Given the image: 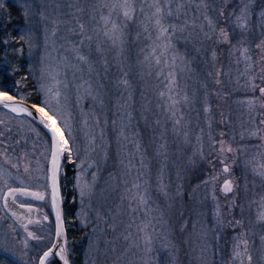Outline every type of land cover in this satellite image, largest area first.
Masks as SVG:
<instances>
[{"label": "rangeland", "instance_id": "obj_1", "mask_svg": "<svg viewBox=\"0 0 264 264\" xmlns=\"http://www.w3.org/2000/svg\"><path fill=\"white\" fill-rule=\"evenodd\" d=\"M8 2L20 14L25 3L33 8L29 16L23 15L26 25L18 29L22 40L14 37L12 45L8 40L0 43V69L9 68L6 75L0 76V88L15 95L13 90L36 86L42 103L44 95L38 92L39 84L51 83L47 75L40 80L42 70L59 71L57 78L64 82L60 86L61 104L69 117L71 132L66 136L70 137L73 153L70 159L67 153L61 159L60 181L69 256L76 264H238L233 256V245L240 233L247 234L244 238L249 242L253 264H264L260 240L264 236V222L258 220L257 204L252 203L264 195V181L245 168L247 160L264 151L261 147L264 145V123H261L264 108L260 107L264 99L258 91L253 93L246 87L248 75H242L243 57L239 53L230 55L229 46L217 43L215 37L205 39L199 27H190L185 33L177 34L173 41L175 52L185 59L176 60L174 71L178 85L173 91L180 94L177 99L186 93L190 102L181 100L177 106L183 118L176 125L167 110V96L159 95L167 90L170 69L165 63L156 65L154 61H145L152 41L146 39L139 27L142 18L139 11L135 21L128 23L123 52L119 45L113 46L103 37L99 38L103 41L99 44L102 51L97 50V39L92 41L91 48L85 42L82 52L89 56L93 65L89 73L87 65L80 64L67 50L69 42L81 39L69 29L75 27L74 14L79 15L87 27H95L89 15L90 6L98 0H6ZM146 2L148 0H136L137 8ZM172 2L175 5L178 0ZM184 2L188 4L185 9L188 15L171 22L182 23L195 18L197 25L204 23L200 10L195 7L201 0ZM245 2L247 0H227L225 17ZM207 3L213 6L208 14L217 21L218 28L228 30L234 45L238 39L246 38L244 46L250 49L255 62L250 75L256 76L255 83L264 87L259 79L260 69L264 68L260 57L264 53L255 48L264 38L260 28V0H255L252 8L251 31L243 36H232L231 19L219 17L215 10L224 0H207ZM70 5L79 6L84 12L76 13V8ZM5 11L6 7L0 10V17ZM53 20L71 23H59L53 36ZM21 42L28 45L27 68L33 79L20 70L11 72V68H18L19 64L8 57L21 54ZM65 56L68 62L82 70L65 69L62 63ZM238 56L239 64L236 63ZM163 59L170 63L168 57ZM125 79L128 86L121 83ZM217 79L220 84L216 83ZM84 80H90L91 94H86L83 88L78 90L77 86ZM253 96L257 104L249 112L248 106L241 101ZM206 107L211 111L206 112ZM0 120L5 122L0 124V169L10 173L7 183L46 193L42 201L20 195L16 199L37 205L36 219L28 224V231L42 239L28 237L0 199V264H38V254L56 241L51 189L46 180L51 159L49 135L30 117L10 113L4 108L0 110ZM29 124L37 129L39 137L29 130ZM251 132L257 134L253 136ZM220 133H224V137ZM220 140L236 151L221 156ZM211 149L222 160L219 164L216 160L210 163L216 174L207 175L209 168L206 170L204 163L212 154ZM129 161L132 167L128 166ZM26 163L28 172L24 170ZM225 163L230 173L222 172ZM13 164L19 167L14 168ZM235 168L241 171V179L233 180L239 186L233 206V196L223 193L221 185L227 176L235 173ZM212 176L218 177L215 186L205 184L204 181ZM85 183L90 190L86 189L82 198L81 185ZM136 183L141 185V192L147 189L149 207L158 209L151 213L155 217L154 231L149 230L153 237L151 252L145 251L143 233L135 227L141 220L148 219L142 210L132 212L137 207L131 199L137 191L133 188ZM0 190L6 191L3 181H0ZM217 211L222 225L217 224ZM233 220L241 221V226L231 225L229 221ZM76 233L78 238H74ZM25 239L27 247L23 243ZM5 249L10 251L5 252ZM49 260L50 264H57L53 257Z\"/></svg>", "mask_w": 264, "mask_h": 264}, {"label": "snow or ice", "instance_id": "obj_2", "mask_svg": "<svg viewBox=\"0 0 264 264\" xmlns=\"http://www.w3.org/2000/svg\"><path fill=\"white\" fill-rule=\"evenodd\" d=\"M261 11L260 16V28L261 37H264V0H260ZM255 6V0H247V2L242 3L238 8H234L229 13L228 17H225V10L227 7V0H224V4L220 7H217L219 17L225 19H231V24L233 26L232 36H243L244 33L251 31L250 20L253 15L252 8ZM6 7V0H0V10H4ZM69 7H75L76 13L84 12V9L76 6L70 5ZM188 7V4L184 0H178V2L173 5L172 0H148L145 4H141L139 9L137 8L136 0H98L97 3L90 6V15L89 20L95 24V27L89 28L85 23L81 22V17L77 14H74L75 27L69 29V32L72 34H77L81 37L78 42H69L70 47L67 49L75 55V59L83 65H87L89 73L93 71L92 61L89 59L88 55H85L82 52V47L85 42H87L88 47L91 48L92 41L97 39L98 45L97 50L102 51L99 47L100 41L99 38L103 37L104 40L109 42L111 45L120 46L121 52H123V45L125 44L126 29L128 23L135 21L137 11L141 14V19L139 21V27L146 34V39L152 41L149 45V52L145 56V61H154L156 65L165 63L169 67L167 73V90L161 91L159 95L161 97L167 96L168 105L167 110L174 119V123L179 125L181 123L182 113L179 112L178 105L181 103V100L185 103H189V97L185 93L180 99L177 97L180 95L178 92L174 93V89L178 85L176 78V73L174 71L176 67V60H184V57H178L175 52V44L173 41L177 39V34H183L188 29L199 27L203 37L205 39L216 38L217 43H223L230 48V55L239 53L243 57L245 64L244 72L242 75H248V80L246 81V87L253 93L259 92L260 98L264 99V87L259 86L255 83L257 77L250 75V72L254 70L255 62L253 57L250 54V49L244 45L247 43L245 39H238L237 44L232 43L230 38V33L226 28L217 26V21L214 20L209 14L208 11L213 6L207 3V0H201V3L196 4L195 7L200 10V15L203 18L204 23L199 25L196 24L195 18L188 20L185 19L182 23H173V19L179 21L182 16H187L188 13L185 9ZM33 5L23 4L21 14L25 17L29 16L32 11ZM145 8L148 11H145ZM59 23H71V21H58L53 20L52 35L55 36L57 31V25ZM207 28L208 31H204ZM47 31V30H46ZM91 33V34H90ZM155 33V37H153ZM139 38V33L137 34ZM255 48L261 50V53H264V38L260 40L259 43L255 44ZM213 58H215V51L212 52ZM168 57L170 63H167L163 58ZM240 57L236 59V63L239 64ZM260 62L264 63V54L260 57ZM64 68H74L76 71H81V68H78L76 65L68 62V57L63 58ZM107 64V61H104ZM18 68H11L12 73L18 72ZM9 72V68L5 67L0 69V76L6 75ZM163 75V71L160 73ZM47 75L51 83L39 84L38 92H42L44 99L42 103H32L29 104L28 100L31 98L30 93L21 94L17 90V94H10L9 91L0 88V106L8 110L10 113L17 115H26L27 117H34L38 119L39 123L50 133L49 136V154H50V175L46 176V180H50V200L51 207L55 211V238L56 243H53L46 250H43L42 253L38 254V264H50V257L59 255L60 259L63 260V264H70L69 260V250H68V239L67 233L64 224L63 212L61 208L62 197L60 195V167L61 159L67 153L68 158H71L73 153V148L70 145V137L66 136V133L71 132V126L69 125V117L64 113V106L61 104V91L60 86L64 83L57 77L60 75L59 71H51L50 69L42 70L40 80L43 81ZM66 75V73H65ZM219 75V73H218ZM259 79L261 84H264V68L260 69ZM125 86H128V81L125 79L121 81ZM217 84H220L219 79L216 80ZM66 86V85H65ZM78 90L83 88L86 94H91L93 91V86L90 80H84L82 84L77 86ZM95 98V97H94ZM248 106L249 112L253 111L257 104V98L253 96L251 99L241 101ZM261 108H264V104L260 105ZM206 112H210V107L205 108ZM3 120H0V124H4ZM85 123H87L85 121ZM159 123V121H156ZM261 123H264L262 121ZM63 125V126H62ZM211 126V122H209ZM29 130L34 133L37 137L40 136V133L37 129L33 128L31 124L28 125ZM256 132H251L250 135H256ZM2 135V133H0ZM185 135H187L185 133ZM224 133H220V136H223ZM243 135V134H242ZM210 138L211 135L209 134ZM199 140L200 137H197ZM264 139V138H262ZM219 144V154L222 156L224 153H233L236 151L230 145L226 146L224 140L218 141ZM161 147H164L163 145ZM264 148V145L261 146ZM139 149V145H137ZM200 153H203V149H199ZM26 155V154H25ZM7 159V157H6ZM8 163H11L9 160ZM123 163V162H122ZM140 163L143 165V157L140 158ZM129 167H132L131 161H129ZM12 167L18 168V164H13ZM245 168L250 169V171L261 178L264 181V151H260L257 154H254L251 159L245 162ZM25 172L29 171L28 164L24 166ZM223 173H230V167L228 164H224ZM11 178L10 173H5L3 169H0V181H3L6 191L0 190V199L3 200L5 208H8L9 200L13 202L16 201L18 194L23 196H32L37 200H44L46 193L44 192H34L31 191L28 187H12L11 184L7 183V180ZM218 180L217 176L210 177L209 180L204 181L205 184L212 183L215 186V182ZM23 183V181H21ZM141 185L136 183L133 184V188L137 191L134 195L131 196V199L136 202L137 207L132 209V212L135 213L138 210H142L143 215L148 219L141 220L139 224H136L138 232L143 233V242L146 252H151L150 247L152 243V235L150 234V229L154 231L153 220L155 217L151 216V213L158 211V209H153L149 207V199L147 197V189L143 192L140 191ZM238 185L234 183L232 179H225L222 184V191L225 194H231L233 196L232 204L235 206V198L237 195ZM89 189L90 186L85 184L81 185V197L85 195V190ZM130 191V190H129ZM245 191L247 189L245 188ZM213 199L216 197L213 194ZM252 203L257 204V218L259 221L264 222V195H262L259 201H253ZM142 206V208H141ZM19 207L26 208L28 212L38 211L34 209L31 204H20ZM219 207V206H217ZM243 207L241 206V212H243ZM12 215L20 221L28 237L33 239H42L36 237L32 232L28 231V224L33 223V221L25 216L18 215L16 212H12ZM44 219L47 220L48 217L44 216ZM27 221V223H25ZM231 225L241 226L242 222L239 220L229 221ZM217 224L222 225L223 221L220 218V213L217 211ZM187 225H185L186 227ZM129 227H132L130 224ZM246 233H240L235 237V242L233 245V256L238 264H245V259L247 264H253V257L249 252V242L246 238ZM127 239V237H125ZM261 245L262 251H264V236H261ZM62 241V243H61ZM25 247H27V239L23 241ZM56 249H59L57 252ZM9 249H5V252H9Z\"/></svg>", "mask_w": 264, "mask_h": 264}, {"label": "trees", "instance_id": "obj_3", "mask_svg": "<svg viewBox=\"0 0 264 264\" xmlns=\"http://www.w3.org/2000/svg\"><path fill=\"white\" fill-rule=\"evenodd\" d=\"M26 18H24V16L20 13H17L15 11L14 6H12V4L10 2L6 3V11L5 14L2 15L0 17V43H2L3 41L8 40L9 45H12L13 40H11V38H19L22 40V35L18 34V29L22 30L23 27L26 25ZM20 33V32H19ZM22 34V33H21ZM16 46V45H15ZM27 44L26 42H21L20 43V47H21V54L20 55H16L15 57H8V59L10 61H14V62H18L17 64H19L18 69L20 70V73L22 74H28L30 79L31 78V72L30 70L27 68ZM10 89V88H9ZM37 88L36 86L34 87H30L29 85L26 86L25 88H22L19 90V92L21 94L23 93H30L31 94V98L28 100L29 102L32 103H41L40 98H39V94L35 91ZM13 93H17L16 91ZM0 110H3V108H0ZM20 118V117H17ZM21 118H25L22 117ZM27 119V118H25ZM70 176V173L68 174ZM67 177V175H66ZM64 179V177H62ZM78 238L79 235L76 233L74 238ZM69 260L71 264H76V262L74 261L73 258H71L69 256Z\"/></svg>", "mask_w": 264, "mask_h": 264}, {"label": "water", "instance_id": "obj_4", "mask_svg": "<svg viewBox=\"0 0 264 264\" xmlns=\"http://www.w3.org/2000/svg\"><path fill=\"white\" fill-rule=\"evenodd\" d=\"M29 104H32V102H29ZM0 108H3L2 106H0ZM35 113H34V117H35ZM34 117H30L32 120H34L49 136H50V133L47 132V130L39 123L38 119H34ZM50 168H51V163L49 165V175H50ZM60 183V195L62 197V192H61V181H59ZM48 184H49V187H50V180H48ZM20 187H24V186H20ZM16 188H19V187H16ZM31 191H34V192H37V190H34V189H31ZM39 192V191H38ZM19 195V194H18ZM20 196H23V195H20ZM24 197H29L31 199H34V200H37L35 197H32V196H24ZM37 201H42V200H37ZM2 203H3V200H2ZM20 204H26V203H21V202H18L17 200L15 202H13L12 200H9V205H8V208H5L4 206V203H3V206L5 208V210L7 211V213L12 217V219L19 225H21L20 221L16 219V217H14L12 215V212H16L18 215H22V216H25V217H28L30 218L32 221L36 219V216H37V212L38 211H33V212H28V210L26 208H21L19 207ZM32 207L34 209H37L38 210V207L37 205H34V204H31ZM61 208H62V212H63V202L61 203ZM53 216H54V220H55V211L53 210ZM63 218H64V213H63ZM25 223H27V221H25ZM64 224H65V219H64ZM65 229H66V226H65ZM57 241H55L56 243ZM62 243V241H61ZM56 251L58 252L59 249H56ZM54 260L56 261L57 264H63V260L60 259V256L59 255H55L54 257ZM71 264V263H70Z\"/></svg>", "mask_w": 264, "mask_h": 264}, {"label": "flooded vegetation", "instance_id": "obj_5", "mask_svg": "<svg viewBox=\"0 0 264 264\" xmlns=\"http://www.w3.org/2000/svg\"><path fill=\"white\" fill-rule=\"evenodd\" d=\"M223 123V121H222ZM221 123V126H224L225 127V124L223 125ZM227 125V124H226ZM224 137V136H223ZM213 149V148H212ZM212 149L210 150V152L212 153L209 157H208V160L205 161V169L209 170L208 174L207 175H214L216 174L215 172V169H213L211 166H210V163L214 162L215 160L218 162V164L220 163V161L222 160L220 157V155L214 151H212ZM224 166V165H223ZM240 174H241V171H239L237 168H235V173L234 174H230L229 176H227L225 179H232V180H238L240 178ZM241 179V178H240ZM254 178H252L253 180ZM255 182L258 181V179H254ZM223 184V182H222ZM221 189H222V185H221ZM56 262V261H55Z\"/></svg>", "mask_w": 264, "mask_h": 264}]
</instances>
